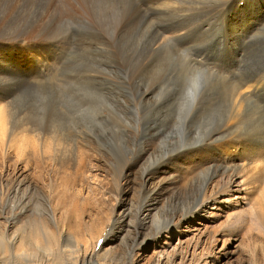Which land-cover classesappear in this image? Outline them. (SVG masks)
<instances>
[{
    "label": "rangeland",
    "instance_id": "374dc122",
    "mask_svg": "<svg viewBox=\"0 0 264 264\" xmlns=\"http://www.w3.org/2000/svg\"><path fill=\"white\" fill-rule=\"evenodd\" d=\"M165 1L0 0V264H264V0Z\"/></svg>",
    "mask_w": 264,
    "mask_h": 264
},
{
    "label": "bare ground",
    "instance_id": "6f19581e",
    "mask_svg": "<svg viewBox=\"0 0 264 264\" xmlns=\"http://www.w3.org/2000/svg\"><path fill=\"white\" fill-rule=\"evenodd\" d=\"M153 1V0H152ZM160 1V0H159ZM163 1V0H161ZM165 1V0H164ZM170 1V2H169ZM174 1V0H173ZM158 2V1H157ZM155 3V2H154ZM227 3V2H226ZM149 4V3H148ZM153 4V2H152ZM158 7H159V3H157ZM165 6L166 5H170L171 4V0H166L164 2ZM224 4V2H223ZM222 4V5H223ZM154 5V4H153ZM160 5L162 6V2H160ZM176 5V4H175ZM221 5V6H222ZM156 6V5H155ZM182 6V5H181ZM180 6V7H181ZM164 7V6H163ZM171 7V6H170ZM183 7V6H182ZM153 8V6H152ZM156 8V7H155ZM154 8V9H155ZM166 8V7H165ZM161 9V7H160ZM193 10V8H190V10ZM168 10V9H167ZM183 10V9H182ZM188 10V9H187ZM156 11V10H155ZM166 11V10H165ZM195 11V10H194ZM186 12V11H185ZM188 12V11H187ZM181 13V12H180ZM183 13V12H182ZM183 15V14H182ZM159 17V16H158ZM183 18V17H182ZM157 19V18H156ZM170 21V20H169ZM177 22V21H176ZM258 22V21H257ZM259 23V22H258ZM251 24V23H250ZM263 24V23H262ZM261 24V25H262ZM188 24L184 25L183 28L187 29V26ZM181 26L182 25H178V22L175 23L174 25H170L169 28H166L163 30V33H167V37H173L176 36L177 38V34H181L183 33L182 32V29H181ZM259 27H260V24H256L254 25L253 23L250 25V26H247V28L243 29L242 32L238 35V36H241L243 38H254L258 33L257 31H259ZM261 28V27H260ZM153 29V28H152ZM261 30V29H260ZM188 32V31H187ZM193 34V33H192ZM179 37V36H178ZM42 39V38H41ZM167 39V38H166ZM48 40V39H47ZM246 42H248V40H245ZM261 72L260 75L259 73L257 72V76H251L249 78H244L242 79L241 82H239L238 86H245V85H249L250 87H252L253 89H255L257 92L258 91H262L263 87H264V68L260 69ZM236 71H238L239 73H234V76L236 78L238 77H241L243 76V74H241L242 70H240L239 68L236 69ZM253 74V73H252ZM256 75V74H255ZM235 79V78H234ZM235 87L237 88V85H235ZM240 88V87H238ZM6 97V96H5ZM8 103V102H7ZM237 106V105H236ZM240 108V107H238ZM241 112V110H237V112L235 113L234 110L231 111V113L227 116V120H231V119H234L236 117H238L239 113ZM237 119V118H236ZM240 119V118H239ZM226 127V126H225ZM2 131L3 130V122H2V119H0V136L2 137ZM229 131V130H228ZM250 135V134H249ZM257 136V135H256ZM252 137V135H251ZM244 138V137H243ZM250 138V137H249ZM246 140V138H244ZM257 139V138H256ZM259 140V139H258ZM255 142H258V141H255ZM244 143V142H243ZM257 145V144H256ZM255 144H249L248 142V149L244 148V151L246 152H249L250 154H255V149H256V146ZM258 148V147H257ZM261 159V158H260ZM259 160V159H258ZM257 160V161H258ZM262 160V159H261ZM253 162L254 165L252 166L251 169H249V172L248 170H246L245 172H248V173H245L244 171V174L246 176L243 184L244 185H248V187L245 189L246 191V195L248 196V199L250 200V206H249V210L246 214H248V216L250 217V221H251V224L258 230L262 231L264 233V161H259V162ZM240 166V165H239ZM239 166L236 164L234 165V168L235 169H239ZM241 167V166H240ZM243 170V169H242ZM243 177V176H242ZM228 187V186H226ZM246 187V186H245ZM229 188V187H228ZM216 200V199H215ZM241 213V212H240ZM243 214V213H241ZM244 215V214H243ZM239 216V215H237ZM238 218H241L240 217H237V220ZM38 237L37 234L34 232V234H29L28 236H26L25 240H22L21 243H20V251L22 252L21 255L23 254V256L26 258H34L30 253H27V243L28 241L30 242L29 245L31 244H34V245H37L39 246V243H41V241L36 238ZM40 237V236H39ZM36 246V247H37ZM49 248V247H48ZM29 250V249H28Z\"/></svg>",
    "mask_w": 264,
    "mask_h": 264
}]
</instances>
